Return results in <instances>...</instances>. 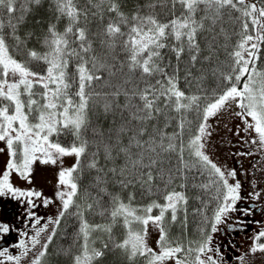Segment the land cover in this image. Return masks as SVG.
I'll list each match as a JSON object with an SVG mask.
<instances>
[{
  "label": "snow or ice",
  "instance_id": "6c2138e0",
  "mask_svg": "<svg viewBox=\"0 0 264 264\" xmlns=\"http://www.w3.org/2000/svg\"><path fill=\"white\" fill-rule=\"evenodd\" d=\"M44 3L0 0V142L8 157L0 197L24 207V229L0 221V264H23L30 253V264H50V245L70 219L69 247L51 255L71 264H103L115 252L127 264H224L214 234L230 213L253 211L237 207L236 170L209 155V121L235 106L243 125L235 135L264 156V0H136L127 11L126 0H47V16L37 19ZM65 157L75 162L63 167ZM37 161L61 164L54 199L12 180L31 185ZM190 200L202 216L198 239L183 234ZM37 201H59L58 214L42 223ZM177 224L180 237L171 233ZM13 233L18 239L5 241ZM257 252L264 228L236 259L246 264Z\"/></svg>",
  "mask_w": 264,
  "mask_h": 264
},
{
  "label": "rangeland",
  "instance_id": "374dc122",
  "mask_svg": "<svg viewBox=\"0 0 264 264\" xmlns=\"http://www.w3.org/2000/svg\"><path fill=\"white\" fill-rule=\"evenodd\" d=\"M238 111V109H235V106H232L227 111H222L217 117L212 118L209 123L212 125L213 134L210 138V142L208 145V152L211 158L221 167L227 168V169H235L237 172V177L242 185L241 193L245 190H249L252 192L253 185L252 181L257 180L259 176L264 177V156H262L261 153H259L256 150L255 145H249V149L254 153L252 155L256 158V160H253L251 165L253 168H256L258 172L255 173V179L253 180L252 172H251V166L246 167V171L249 172L247 175L246 171L243 172L244 178L240 179L239 172L236 168L237 161H234V157L232 155V148L235 147V145L232 143V140L235 135V131L237 126L239 125L241 128L243 127L241 120L234 115V112ZM231 130V131H230ZM241 132L240 134H242ZM243 137H240V141L243 142L244 146V140L248 139V137L245 136V134H242ZM0 148H5V151L3 153H0V170L3 168L5 161L7 160V150L3 142H0ZM238 152L235 151V154ZM252 156L249 155L250 158L247 160H251ZM244 158L246 159L247 156L245 155ZM75 162L74 157H65L63 160V167H70ZM61 164L58 162L56 165H42L39 163V161L36 162L34 165L33 173H32V183L29 185L26 181L20 180L18 177L13 175L12 180L14 184L17 187L21 188H35L36 190L42 191L44 193V196L50 197L54 199V194L56 191V183H57V174L60 170ZM234 182V181H230ZM38 211L36 213H48L49 217H55L59 212V201H55L53 204L49 205L47 208L43 207L42 203L40 201H37ZM264 206V203H262ZM47 218V219H48ZM264 228V221L260 223L258 226V231ZM51 231V226H49L48 231L42 234L41 240L42 243L46 239L47 235ZM158 231L155 227L149 226V244L152 247H155V241L158 239ZM255 235V234H254ZM253 235V236H254ZM252 236V237H253ZM244 244L243 248L247 251L244 253H248L249 248L252 244V238L247 240V237L241 236L240 239ZM246 246V247H245ZM38 250V249H37ZM34 253H30L29 257H26L23 264H30V260L32 259ZM142 264V263H140ZM246 264H264V253L257 252L254 255H248Z\"/></svg>",
  "mask_w": 264,
  "mask_h": 264
},
{
  "label": "flooded vegetation",
  "instance_id": "af4514ba",
  "mask_svg": "<svg viewBox=\"0 0 264 264\" xmlns=\"http://www.w3.org/2000/svg\"><path fill=\"white\" fill-rule=\"evenodd\" d=\"M244 167H239V170L243 172ZM253 172L255 170H252ZM256 187L252 189L254 191H260L262 196L259 200H252L249 193H251L248 189L241 193L243 199L238 202L237 207L239 209L252 208L253 214H261L264 213V177L257 178L255 180ZM38 216L43 217L42 223L46 221L48 217V213H36ZM19 217L20 219H17ZM24 207L20 205L15 200L9 198L0 197V221L9 222L15 224L17 228L24 229ZM251 220L253 222H262L263 218H257L253 215L245 216L241 211H234L229 214L228 219L224 222V225L220 226L222 230V235L220 237V242L217 244L221 248V254L224 257V261L229 263H235L237 261L236 257L239 256V253L242 249V246L238 243L242 232H246L248 229L249 223L247 220ZM238 229L241 232L238 233ZM31 233V229H25ZM233 235H235L233 237ZM18 239L16 233H13L11 236L5 237V241L8 243L15 242ZM238 240V241H237ZM3 243V242H0ZM241 243V242H240ZM237 248V249H236ZM13 254H16L17 250H11Z\"/></svg>",
  "mask_w": 264,
  "mask_h": 264
},
{
  "label": "trees",
  "instance_id": "16d2710c",
  "mask_svg": "<svg viewBox=\"0 0 264 264\" xmlns=\"http://www.w3.org/2000/svg\"><path fill=\"white\" fill-rule=\"evenodd\" d=\"M136 3V0H126V7L125 11H127L132 5ZM48 14V3L47 0H45L43 8L40 10L38 14H36V18L40 17H46ZM164 19H167V16L163 17ZM32 17H29V21H31ZM60 29L62 30L64 27V23H61L59 25ZM94 28L95 26L92 25ZM233 40H235V37H233ZM220 61L223 64H226L227 57L223 53V51L220 53ZM173 63H175V60L173 58ZM260 63V67H264V56H262ZM183 86V83L182 85ZM237 142V140H235ZM238 143V142H237ZM87 182V180H85ZM144 202H148V198H145ZM205 202L208 204L207 209H205L204 214L207 216H211L212 209L215 207L214 203L210 202V196L205 197ZM199 207L198 201L190 200L187 208H188V226L187 229L183 230V234L188 239H198L199 238V232L198 229L201 226V220L202 216L195 214V208ZM181 216H183V213H181ZM73 224H75L74 219H70L67 221L62 222L61 229L58 231V235L54 238L52 245H50L49 248V261L50 264H71V260L69 257L64 255H51L52 253H55L57 249L63 247L68 248L69 244L71 243V234L73 231ZM181 225L177 224L174 225L171 228V233L174 237H180L181 236ZM114 232L116 233L117 239L120 237V233L122 232V228L119 226L114 229ZM103 264H127V262L120 256L118 252L115 253H109L106 255L105 258H103Z\"/></svg>",
  "mask_w": 264,
  "mask_h": 264
}]
</instances>
